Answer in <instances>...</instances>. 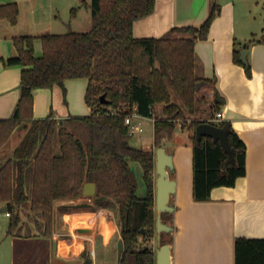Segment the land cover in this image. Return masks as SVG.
Segmentation results:
<instances>
[{"label":"trees","instance_id":"1","mask_svg":"<svg viewBox=\"0 0 264 264\" xmlns=\"http://www.w3.org/2000/svg\"><path fill=\"white\" fill-rule=\"evenodd\" d=\"M156 0H91L92 28L88 32H68L43 36H18L14 42L16 57L6 65H23L21 97L10 119L0 120V150L21 124L27 134L0 166V202L11 212L8 235L21 226V207L29 203L38 226L48 238L53 234V206L56 201L83 195L84 185L97 186L96 198L118 204L124 253L120 264H156L149 245L156 235L155 154L130 144L127 116L138 113L154 118L157 148L172 136L180 120L197 112L195 45L209 36L220 12L215 5L199 26L177 27L174 34L188 37L136 38L134 23L150 15ZM17 3L0 5V19L16 23ZM77 8L72 9L73 15ZM40 38L43 55H35L34 42ZM255 40V39H254ZM247 47V46H246ZM236 62L244 64L236 54ZM88 79L86 102L92 108L88 116L58 120L53 116L34 119V91L60 85L69 79ZM172 92L183 107L172 101ZM106 102L102 103L101 97ZM225 103L216 92L212 108ZM165 105L163 116L156 114ZM209 122L228 131L230 150L220 141L197 137L196 128ZM193 195L198 202L208 201L217 187H234L247 173V146L228 121H192ZM56 140L59 148L56 147ZM132 163L140 164L146 187L139 195L138 177ZM172 213L162 219L171 224ZM171 219V220H170ZM142 230L145 232L142 233ZM162 233V244H170ZM87 257V256H86ZM235 264H264V239L240 237L235 242Z\"/></svg>","mask_w":264,"mask_h":264},{"label":"crops","instance_id":"2","mask_svg":"<svg viewBox=\"0 0 264 264\" xmlns=\"http://www.w3.org/2000/svg\"><path fill=\"white\" fill-rule=\"evenodd\" d=\"M29 1L0 0V5L15 2L20 10L15 24L0 19V120L12 118L21 97L22 72L26 67L5 63L18 55L15 37L85 32L92 24L88 20L84 25L79 12L73 15L72 9L76 7L71 8L65 19L53 9L24 6ZM215 5L220 6V12L209 36L195 45V74L210 88L208 96L212 102L216 92L225 100L217 112L223 113L221 121L230 122L246 143L247 173L234 187H217L210 200L198 202L193 195L192 134L189 133L186 140L172 134L162 141V147L174 157L175 169L170 178L177 183L176 194L170 200L175 207L171 220L174 231L167 233L171 239V264H235L237 238L264 239V27L259 34L239 13L236 0H202L198 4L196 0H156L154 11L134 23V36H191L174 34L172 30L201 26ZM61 24L69 31L63 32ZM79 25L83 30L76 28ZM34 49L37 57L43 55L40 38L35 40ZM242 50H248L247 65L251 75L246 65L236 62V54L241 57ZM88 82L84 78L69 79L65 89L54 85L35 90L33 118L53 116L62 120L90 115L92 108L86 102ZM215 115L214 112L206 120L216 122ZM2 150L0 166L10 157L5 158ZM101 203L97 198L86 196L84 189L79 198L56 201L53 234L48 238L45 229L37 225L29 203L21 207L20 229L15 235H8L12 214L7 203L0 202V218L1 214H6L8 221L5 237H0V241L9 239L0 251V264H83L88 257L92 264H99V248L101 253L119 254L118 243L122 236L116 217L118 204L114 200ZM110 205H114L115 210ZM161 245L162 237L159 238L156 230L150 245L156 264Z\"/></svg>","mask_w":264,"mask_h":264},{"label":"rangeland","instance_id":"3","mask_svg":"<svg viewBox=\"0 0 264 264\" xmlns=\"http://www.w3.org/2000/svg\"><path fill=\"white\" fill-rule=\"evenodd\" d=\"M91 0H34L29 1L28 3H24V6H27L29 8H44V9H53L56 15L61 16V18L67 19L68 14L71 10V8L76 7L77 8V14L79 12L80 19L82 23L85 25L88 20L92 21L91 11L87 7L86 3H90ZM202 0H196V4L200 3ZM236 5L238 7V11L241 15H243L245 18H247V21H249L250 24L254 26V28L257 30L259 34H261V30L264 27V0H236ZM76 14V15H77ZM92 23V22H91ZM62 26V24H61ZM76 27V26H75ZM78 30H83V26L79 25ZM92 28V24L89 29H87L88 32ZM61 29L63 32H67L68 27L66 25L62 26ZM181 34H187L189 33H180ZM211 85V84H210ZM210 88L202 85L199 92H198V102H197V112L194 114H191L186 108L184 110L186 111V117L184 120H180L178 122V126L176 130L174 131V137L175 138H181L182 140L188 139L189 133H193V129L191 128L192 121L195 120H206L211 117V115L214 114V109L212 108L213 102L211 101V98L208 96ZM172 101L180 106L183 107L182 102L180 99L172 92ZM165 105H158L156 107V114L159 117L163 116V108ZM142 123V132L140 134L134 135L130 137V144L134 147L141 148L144 150L151 149V151H155L157 148L154 143V137H155V127H154V121L151 118L146 119H140ZM17 132L13 135L11 141L8 142L7 146H3V150L1 153H6L5 158L12 156L14 150L20 145L22 140L27 134V129L24 127L23 124L18 126L16 128ZM15 130V131H16ZM14 131V132H15ZM165 139V138H164ZM10 140V139H9ZM16 144H19L16 147ZM165 147H167V144H164ZM56 147L59 148V143L56 140ZM1 155V154H0ZM132 166L136 172V175L138 177V182L140 185L139 188V195L144 196L146 192L145 183L143 180V170L138 163H132ZM153 177L155 180V186H156V179H157V172H156V166L153 173ZM156 192V191H155ZM91 198L95 199V196H90ZM102 204V203H101ZM111 208H114V205H110ZM116 217L118 222L119 221V215H118V208H116ZM6 214H1L0 218V237L3 239L5 237V228L7 226L8 221H6ZM171 220V219H170ZM6 241V242H5ZM8 240L0 241V251L3 250L6 247V243H8ZM153 239L151 240V242ZM151 242L149 245H151ZM98 261L99 264H118L119 263V254L115 252H104L101 253V249H98Z\"/></svg>","mask_w":264,"mask_h":264},{"label":"water","instance_id":"4","mask_svg":"<svg viewBox=\"0 0 264 264\" xmlns=\"http://www.w3.org/2000/svg\"><path fill=\"white\" fill-rule=\"evenodd\" d=\"M248 50L241 51V61L244 64H248L247 60ZM204 81L197 83V90L199 91ZM102 103L106 102L105 96L101 97ZM197 137L207 136L215 141H220L224 148L229 151L228 131L215 126L209 122H202L196 128ZM175 169L174 157L172 154L166 152L161 146L156 152V170H157V182H156V210H157V223L156 230L161 237L162 233H170L174 231V226L165 223L162 219L163 213H173L175 207L171 205L170 200L176 194L177 183L174 179L170 178V173ZM84 194L86 196H95L97 194V186L93 182H87L84 185ZM145 231L142 230V233ZM125 245L124 240L121 239L118 243L119 260H122ZM83 264H92L91 257ZM157 264H171V246L170 244L161 245L157 253Z\"/></svg>","mask_w":264,"mask_h":264},{"label":"built area","instance_id":"5","mask_svg":"<svg viewBox=\"0 0 264 264\" xmlns=\"http://www.w3.org/2000/svg\"><path fill=\"white\" fill-rule=\"evenodd\" d=\"M142 116L138 113L134 112L133 114L129 115L125 119V125L128 127V135L134 136L140 134L142 132V123L140 121ZM223 118L222 112H217L214 118V121L219 122ZM154 121V118H151Z\"/></svg>","mask_w":264,"mask_h":264}]
</instances>
